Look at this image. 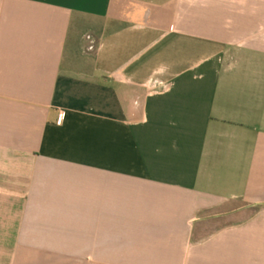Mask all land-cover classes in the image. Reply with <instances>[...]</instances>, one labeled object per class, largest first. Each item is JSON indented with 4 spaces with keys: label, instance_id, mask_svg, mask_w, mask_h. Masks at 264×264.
Returning a JSON list of instances; mask_svg holds the SVG:
<instances>
[{
    "label": "crops",
    "instance_id": "0c3cea01",
    "mask_svg": "<svg viewBox=\"0 0 264 264\" xmlns=\"http://www.w3.org/2000/svg\"><path fill=\"white\" fill-rule=\"evenodd\" d=\"M0 264H264V0H0Z\"/></svg>",
    "mask_w": 264,
    "mask_h": 264
},
{
    "label": "built area",
    "instance_id": "2783aa9c",
    "mask_svg": "<svg viewBox=\"0 0 264 264\" xmlns=\"http://www.w3.org/2000/svg\"><path fill=\"white\" fill-rule=\"evenodd\" d=\"M60 118H61V115L59 116V120H60Z\"/></svg>",
    "mask_w": 264,
    "mask_h": 264
}]
</instances>
